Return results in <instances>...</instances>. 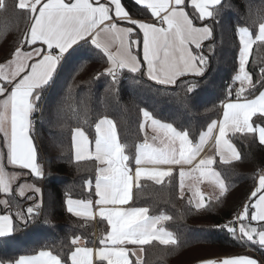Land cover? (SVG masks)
I'll return each mask as SVG.
<instances>
[{"label": "trees", "instance_id": "1", "mask_svg": "<svg viewBox=\"0 0 264 264\" xmlns=\"http://www.w3.org/2000/svg\"><path fill=\"white\" fill-rule=\"evenodd\" d=\"M7 2V11L0 10V63L10 60L17 47L28 46L24 41L31 23V16L26 15L25 10L14 7L18 0ZM121 2L131 17L149 18L148 11L132 0ZM222 4L224 7L216 20L205 21L196 19L197 13L187 7L195 25L211 23L214 26L213 39L204 42L200 52L209 59L205 74L202 77H181L177 82L198 81L193 93H185L174 85L157 84L144 72L130 73L126 69L121 70L118 83L114 84L111 77L102 75L108 66L107 57L90 42L65 54L68 62L61 61L63 70L58 69L60 75L45 86L38 110L34 112L40 110L34 143L44 175L37 178L25 172L27 175L21 177V182L34 181L41 192L25 196L0 193V200L11 201L10 208L0 205V214H10L14 226L18 225L10 236L0 238V261L45 250L59 254L70 264L68 256L74 249L73 238L79 237L86 246L92 247L95 241L99 245L106 237L105 222L74 217L65 207L69 197L74 200L95 198L93 185L98 165L95 160H74L71 136L75 127L84 130L94 142L95 123L105 117L111 119L124 152L130 157V167L134 169L136 146L145 140L140 128L143 120L141 108L161 123H170L178 131H186L193 145L200 141L201 134L207 132L209 124L218 122L224 102L236 97L235 88H238L234 81L240 49L238 27H248L256 34L259 22L264 19V0H222ZM132 35L141 42L137 29L134 28ZM210 45L213 46L211 50ZM135 52L142 61L140 49ZM246 69L252 83L256 84L254 95H258L264 88L257 83L264 75L261 72L264 69V42L255 41L252 45ZM230 88L233 89L231 96L228 95ZM244 95L248 96V93ZM184 96L188 97L187 104L180 102L179 97ZM251 123L264 124V117L256 114ZM228 138L236 146L239 159L230 163H222L217 158L213 160L212 168L223 181L225 190L216 198H206L205 208L196 209L193 202H189L190 197L182 194L179 169L162 183L142 180L140 187H135L130 206L146 207L150 216L170 217L164 221L163 227L177 241L173 245L156 241L146 244L139 264H196L246 252L259 264H264V247L242 237L238 229L242 222L254 225L250 217L248 221H241L238 216L243 207L255 199L250 201L249 197L259 174L264 171V145L259 143L255 132L229 133ZM88 180L92 181L91 194L85 187ZM27 196H32L33 200H28ZM34 201L40 204V208L27 221H17V214L28 215L26 209ZM258 224L264 228V223ZM225 225L235 229V236ZM222 226L225 229H221Z\"/></svg>", "mask_w": 264, "mask_h": 264}, {"label": "snow or ice", "instance_id": "2", "mask_svg": "<svg viewBox=\"0 0 264 264\" xmlns=\"http://www.w3.org/2000/svg\"><path fill=\"white\" fill-rule=\"evenodd\" d=\"M137 4H143L151 10V15L158 18L157 23H138L132 20L121 0H110L107 6L97 0L94 5L90 0H18L15 8L25 10L26 15L31 16V23L27 29L25 43L37 45L31 51L21 52L17 47L14 52L16 58L15 70L9 75L0 76V79L11 84L12 80L21 73L23 76L14 84L10 93L8 89L0 86V94H7V98L0 101V131L4 132L3 146L7 149L6 159L9 165L26 169L33 177L44 175L37 162V150L31 139L30 117L38 110V101L45 86L54 82V77L63 70V60L68 62L70 50L75 52L77 48L87 45L89 42L96 49L103 52L107 57L108 67L102 75L111 77L112 82L118 83L121 70L127 69L130 73H142L146 70L147 77L157 84L174 85L180 87L185 93H193L198 86V81H181V77H202L209 64V59L201 55L202 43L214 37V26L211 23L196 26L184 5L186 0H135ZM114 6V8H113ZM190 7L198 13L196 19L200 21L216 20L221 14L220 9L224 7L222 0H190ZM7 0H0V10L7 11ZM115 18L135 25L142 33L143 60L138 59V54L132 51L133 46H139L140 40L133 38L132 27H119L114 21L106 24L105 21ZM255 23V21L253 22ZM166 26V27H165ZM239 54L238 71L234 81H238L240 87L235 89L238 102L224 104L223 120L219 123V135L216 137L217 154L221 160L228 162V157L221 150L220 145L227 131L234 132H258L259 143L264 145V124H253L251 118L257 112L264 117V91L254 95L256 84L246 70L249 62V54L255 41L264 42V19L259 22V31L254 34L248 27H238ZM255 35V40L253 39ZM83 42L82 44L80 42ZM46 46V51H45ZM76 46V47H74ZM193 46L195 51H193ZM212 45L209 49H212ZM115 51H112V49ZM28 63L29 60H33ZM2 68V66H0ZM264 73V69H261ZM264 86V75L257 81ZM250 84V88L245 85ZM233 89L228 90L231 96ZM253 96L249 99L245 96ZM180 102L187 104L188 97H179ZM243 100L244 102H239ZM11 112L10 134L6 127V114ZM145 122L150 121L153 131L162 132L163 148L154 147L147 140L136 146L134 162L136 165L134 174L130 167V157L125 154L124 146L119 142L116 126L108 118L99 119L95 123L94 150L90 149V140L85 131L75 127L72 131L71 141L75 159L95 160L97 162L94 193L95 201L91 199L68 198L66 210L68 213L89 218L93 212V204L98 208V215L107 221L111 231L100 241L103 247L95 251V259L99 262L106 261L107 264H129L128 250L126 244L146 245L153 240L160 244H176V238L171 232L163 228H157L162 221L170 219L165 215L150 217L149 209L146 207H132L123 209L118 206L126 205L132 197L133 185L140 187V180L146 178L157 184L165 177H172V171L163 170L161 165H186L191 164L200 152L205 142V134H201L200 143L193 145L186 131H178L170 123H161L154 119L152 114L140 109ZM145 124H141L143 130ZM217 127L215 121L207 127V134H211ZM159 137L153 136L156 141ZM179 143L177 149L176 144ZM231 156L239 159L238 153L226 140L223 141ZM153 165L145 168L143 165ZM213 164L211 157L201 159L196 169L200 170L203 178L207 173L216 177L220 194L223 195L225 186L219 179V175L211 172ZM207 170V171H206ZM186 173L181 170L180 187L184 188V177ZM35 193H40L39 187L27 185ZM85 187L91 194L92 181L88 180ZM10 182L6 178L3 165H0V193L6 196L12 194ZM20 195L24 196L23 185ZM199 196V192L195 194ZM33 200L32 196L26 197ZM256 198L254 203L244 206L243 212L238 219L243 221L249 214V210L256 209L251 213L252 221H264V175L259 178V185L251 193L249 200ZM192 203V199L189 200ZM0 205L11 207L10 200H0ZM111 206V207H109ZM196 209L205 208V202L201 196L194 203ZM40 208V204L33 202L26 209L28 215L17 214V221H27L33 213ZM13 218L8 214H0V237L9 236L15 230ZM26 226V225H25ZM227 230L235 236V229L231 225H225ZM242 237H246L253 244L258 243L264 247V230L257 233L255 228H248L243 224L240 227ZM258 235V241L254 239ZM241 237V238H242ZM79 237L71 240L74 250L68 259L71 264H94L93 249L79 246ZM138 255L137 253H133ZM0 264H67L59 254L54 255L50 251L41 250L35 255H21L18 259L0 261ZM139 264V261H137ZM202 264H256L251 258L237 256L225 257L223 259H207Z\"/></svg>", "mask_w": 264, "mask_h": 264}, {"label": "crops", "instance_id": "3", "mask_svg": "<svg viewBox=\"0 0 264 264\" xmlns=\"http://www.w3.org/2000/svg\"><path fill=\"white\" fill-rule=\"evenodd\" d=\"M132 1L135 3V0H132ZM90 2H92V3L95 5L96 2H97V0H90ZM100 2L104 3L106 6H107L108 4H110V0H100ZM147 2H148V0H145V3H147ZM136 4H137V3H136ZM137 5H139L140 7L145 8V9L148 11V13H149V18H148V19H140V18H134V17H131L130 14L128 13V11L125 9L126 12L128 13V15L132 18V20L137 21L138 23H157L158 18H157V17H153V16L151 15V10H150V9H147L143 4H137ZM122 6H123V4H122ZM123 7H124V6H123ZM184 7H185V11H187V7H190V0H186V4L184 5ZM113 8H114V6H113ZM124 8H125V7H124ZM194 11H195V10H194ZM197 15H198V13H197ZM206 20H208V19H206ZM113 21H114L119 27H132V28H133V26H134V28L137 29V30L139 31V29H138L135 25L132 26V24H128L126 21H122V20L116 19V18H115V12H114V10H113V12H112V19L109 20V21H105V23L108 24V23H112ZM157 24H158V23H157ZM196 26H198V25H196ZM165 27H166V26H165ZM134 28H133V32H134ZM139 33H140V32H139ZM140 35H141V38H142V40H143L142 33H140ZM134 38H137V37H134ZM137 39H138V38H137ZM142 40H141L139 46H135V45L133 46L132 51H133L134 54H136L135 51H136L137 49H140L141 58H142V60H143V50H142V49H143V45H142ZM206 41H207V40L203 41L202 45H203L204 42H206ZM37 46H39L38 43H37V45H28L26 48H21V52L31 51L33 47H37ZM193 49H195L194 46H193ZM45 51H46V46H45ZM112 51H115V49L113 48ZM14 58H15V57L13 56L10 60H8V61H6V62H9V61L13 60ZM34 59H37V58L34 57L33 60H29L28 63H29V64L32 63V62L34 61ZM138 59H139V57H138ZM139 60H140V59H139ZM0 64H2V63H0ZM15 67H16V62L14 63L13 67L11 68V70L6 71L5 74H2V72H3L4 70H6V68H5L3 71H1V68H0V76L9 75V77H10V74L15 70ZM107 67H108V66H107ZM246 67H247V65H246ZM126 70H127V69H126ZM143 72H144V74L146 75V70L143 71ZM23 74H24V73H21L20 76H17L15 79H13L11 84L7 83V82H6L5 80H3V79H0V86H3V87H5L6 89H8V93H10V91H11L12 87L14 86V84L17 83V82L19 81V79L23 76ZM146 77H147V75H146ZM147 78H148V77H147ZM148 79H149V78H148ZM7 86H8V87H7ZM237 87H238V83H237ZM238 88H239V87H238ZM261 91H264V88H263ZM8 93H6V94H0V101H2L3 99H6ZM258 95H259V94H258ZM258 95H257V96H258ZM249 99H251V98H249ZM228 102H233V103H235V102H238V101H237L236 97H234L233 99L224 102V104H225V103H228ZM239 102H244V101L241 100V101H239ZM224 104H223V106H224ZM223 106H222L221 116H220L218 122L216 123V124H217V127L213 129V132H212L210 135L207 134V132L205 133V142H204L203 145L201 146V150H200V152L196 155L195 159L192 161L191 164H186V165H161V166H159V167H160L161 169H163V170H169V169H171L172 173H173L175 170H177V169H179V172H180L181 170L185 171L186 175H185V177H184V188H183V190H181V192H182V194L188 195V196L192 199L193 204H194V200L199 199L201 196L203 197V200H204V202H205L206 198H213V197L210 195V193L216 192V193H217V196L220 195V192H219V191H220V189H219V185L216 183V180L209 178V176H206V177L201 178L200 174L196 172V165H198V164H199V161H200L201 159H203L204 157H206V158L211 157L213 160H214L215 158H217L220 162L225 163V162H223V161L221 160L220 155L217 154V146H216V137L219 135V127H218V125H219V123L223 120V111H224V107H223ZM0 111H2V109H0ZM256 114H260V113L257 112ZM256 114H255V115H256ZM253 116H254V115H253ZM108 119H109V118H108ZM251 119H252V118H251ZM110 120H111V119H110ZM112 122H113V121H112ZM250 122H251V121H250ZM142 123L145 124V127H144V129L142 130L145 140H147V142L150 143V144H152L153 146L161 145L162 147H164V144H161V142H160V140L163 139V133H162V132H155V131H153V128H152L151 122H150V121L145 122L144 118H143V120H142ZM113 124H114V122H113ZM6 127H7V130H8V132H9V134H10V131H11V112H10V109H9V111H8L7 114H6ZM1 132L4 134L3 131H1ZM229 133H236V132H234V131H227V134H226V136L223 138V140H222V142H221V145H220L221 150H223V151L225 152V155L228 157V162H227V163L234 162V161H236V160H238V159L232 157V156H231V153L228 152V150L226 149V147H225V145H224V142H223L224 140H226L228 143H230V144L233 146V148L236 149V152L238 153V156H239V152H238L236 146H235V145L229 140V138H228V134H229ZM255 133H256L257 139H258V141H259L258 132H255ZM86 135H87V134H86ZM150 135H151L152 137H153V136H158L159 138H158L156 141H153V140H152V137H150ZM87 136H88V135H87ZM88 137H89V136H88ZM89 140H90V138H89ZM118 140H119V139H118ZM145 140H144V142H145ZM119 142H120V141H119ZM144 142H143V143H144ZM143 143H141V144H143ZM198 143H200V141H199ZM198 143H197V144H198ZM194 145H196V144H194ZM89 147H90V149L94 150V142H91V140H90V145H89ZM176 147H177V149L179 148V143H178V142H177V144H176ZM73 157H74V160H76V159H75L74 150H73ZM76 161H77V160H76ZM81 161H82V160H81ZM143 167H145V168H152L153 165L145 164V165H143ZM210 167L212 168V165H211ZM135 168H136V167H135ZM135 168H134V169L131 168L132 171H133V174H134ZM9 169L12 170L11 168H9ZM24 170H26V169H24ZM27 171H28V170H27ZM261 175H264V171H262V172L259 174V176H258V178H257V181H256V185H255L254 191L256 190V188H257L258 185H259V178H260ZM40 178H42V177H40ZM166 179H167V177L163 178V181L166 180ZM142 180H146V181H150V182L156 183L155 181H153V180H149V179H146V178H142L140 181H142ZM163 181H162V182H163ZM162 182H161V183H162ZM156 184H157V183H156ZM19 186H20V185H19ZM94 187H95V183H94V185H93V188H94ZM135 187H136V186H135V184H134V185H133V188H132V197H131V199L129 200V203L126 204V205L118 206V207H121V208H123V209H129V208H132V207L130 206V204H131L132 199H133V192H134ZM197 192H199V196H196V195H195ZM18 195L21 196L20 194H18ZM95 199H97V197H95L94 199H91V200H92V201H95ZM73 200H74V199H73ZM255 200H256V198H255L251 203H254ZM65 207H66V202H65ZM109 207H111V206H109ZM243 209H244V207H243ZM243 209L240 211V213L243 212ZM249 211H250V212H249L248 217L251 218V213L255 212L256 209H251V208H250ZM92 212H93V214H92L89 218H87V219H84V218H81V217H77V218L84 219V220H93V221L101 220V221L105 222L106 225H107V234H108V232L111 231V228H110V226L107 224V221H106V220H103L101 217H99V215H98V208H97V206H95V204H93ZM7 214H8V213H7ZM8 215H10V214H8ZM71 215H72V214H71ZM148 215H149V214H148ZM73 216H74V215H73ZM149 216H150V215H149ZM10 217H11V215H10ZM74 217H76V216H74ZM150 217H154V216H150ZM163 223H164V221H162L160 224H158V225H157V228H158V229H159V228H163L165 231L169 232L167 229H165V228L163 227ZM11 234H12V233H11ZM11 234H10V235H11ZM10 235H9V236H10ZM6 237H7V236H6ZM0 238H1V237H0ZM103 239H104V238H103ZM94 240H96V236L94 237ZM154 241H156V242L159 243L158 240H153V241H151V242H154ZM95 242H96V241H95ZM95 242H94V245H92V247H90V246H86L84 240L80 239V240H79V246H81V247H89V248H92V249H93V261H94V264H101V262H99V261H97V260L95 259V251L98 250L99 248L103 247V245H101V244H99V245H98V244H95ZM151 242H150V243H151ZM169 245H173V244H169ZM144 246H145V245H131V244H126V245H124V247L128 250L129 264H137V261H139V263L142 261L143 256H144V250H143ZM73 250H74V249H73ZM133 253H137L138 255L133 254ZM237 256H242V257L251 258V257H248V256H251V255H250L249 253H247V252H246L245 254H240V255L230 256V257H237ZM223 258H225V257H220V259H223ZM216 259H217V258H216ZM251 259H253L254 261H256V264H258V263H257V261H258L257 259H255L254 257H252ZM213 260H214V259H213ZM70 264H71V261H70ZM102 264H107V262L104 261V262H102ZM196 264H202V261L199 262V263H196Z\"/></svg>", "mask_w": 264, "mask_h": 264}, {"label": "rangeland", "instance_id": "4", "mask_svg": "<svg viewBox=\"0 0 264 264\" xmlns=\"http://www.w3.org/2000/svg\"><path fill=\"white\" fill-rule=\"evenodd\" d=\"M250 54H251V49H250ZM250 54H249V57H250ZM15 62H16V58H14L13 60H11L9 62H3L2 64H0V66H2L1 71H3L6 68V70H4L2 72V74H5L6 71L11 70V68L13 67ZM236 82L238 83V87H240L239 82L238 81H236ZM249 86H250V84H246L245 85L246 88H249ZM30 119H31V117H30ZM31 121H32V119H31ZM34 132H35V126L32 124L31 125V139L33 140V142H34V134H35ZM150 137H152V136L150 135ZM3 139H4V134L0 131V165L4 166L5 173H6V178L10 182V186H11V188L13 190L12 193L20 194L21 186L23 185V191H24V196H25L26 194L33 192L32 190H30L27 187V185H33L34 187H38V185L34 181L29 180V179L24 180V181L21 182V179H22L21 177H24L25 175H27L25 172H27V173H29V172L27 170L21 169L19 167L13 166V165H9L7 163V159H6L7 149L3 146ZM34 145H35V143H34ZM154 147L163 148L161 145H156ZM35 148H36V146H35ZM203 159H207V158L204 157ZM39 165H40L42 171H44L43 165L40 164V163H39ZM9 168H11L12 170H10ZM196 172L200 174V170L196 169ZM211 172L217 173L213 168H211ZM206 176H209V178L216 180V177L212 176L210 173H207L204 177H206ZM219 179H220V177H219ZM210 195L213 198L217 197V193L216 192L210 193ZM195 201L196 200H194V203H195ZM245 220L248 221V216L244 219V221ZM258 223H264V221H259V220L258 221H254L253 222L254 225H249L247 223L245 224V223L242 222V224L244 226L248 227V228H255L257 230V233L259 231H261V230H264V228L262 226H260L261 224H258ZM242 224L239 223L238 229H240ZM239 232H240V230H239ZM254 239H256L258 241V235L254 234ZM248 257L252 258V256H248ZM257 263L259 264L258 261H257Z\"/></svg>", "mask_w": 264, "mask_h": 264}, {"label": "built area", "instance_id": "5", "mask_svg": "<svg viewBox=\"0 0 264 264\" xmlns=\"http://www.w3.org/2000/svg\"><path fill=\"white\" fill-rule=\"evenodd\" d=\"M157 23H158V20H157ZM235 89H238V88H235ZM235 95H236V91H235ZM39 115H40V110L37 113H33L32 116H31L32 124L34 126H36V121L38 120ZM236 228H237V225H236ZM221 229H225V227L222 226Z\"/></svg>", "mask_w": 264, "mask_h": 264}]
</instances>
